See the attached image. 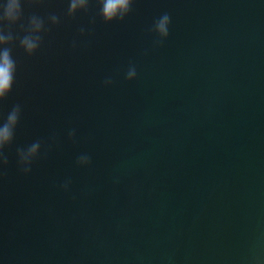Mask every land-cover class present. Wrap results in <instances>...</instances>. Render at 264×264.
I'll use <instances>...</instances> for the list:
<instances>
[{
    "label": "water",
    "instance_id": "obj_1",
    "mask_svg": "<svg viewBox=\"0 0 264 264\" xmlns=\"http://www.w3.org/2000/svg\"><path fill=\"white\" fill-rule=\"evenodd\" d=\"M67 7L26 4L9 29L0 117L21 113L0 152V264H264V2L134 0L112 24L96 0ZM32 15L45 31L29 57Z\"/></svg>",
    "mask_w": 264,
    "mask_h": 264
},
{
    "label": "clouds",
    "instance_id": "obj_2",
    "mask_svg": "<svg viewBox=\"0 0 264 264\" xmlns=\"http://www.w3.org/2000/svg\"><path fill=\"white\" fill-rule=\"evenodd\" d=\"M38 2L39 0H0V102H3L12 92L17 72V64L12 55L14 34L9 29L12 26L22 24L23 6L37 4ZM67 2L68 17H73L77 13L87 10L89 6V0H67ZM133 3L134 0H96L99 16L105 24L123 21L128 16ZM50 19L52 25L59 22L58 17L55 15H52ZM169 28L170 17L167 13H164L154 22L152 31L159 38V41H164L169 36ZM21 30L23 36L18 39L19 48L23 50L26 56L31 57L41 46L45 24L40 17L32 15L27 21L26 28L22 26ZM81 34H83V29H81ZM125 78L127 81L135 80V67H129ZM110 84V79L105 81L106 86ZM20 113L21 108L16 105L8 112L6 117H0V152L12 143ZM72 135L73 133L70 132L69 136ZM39 148V143H33L27 149L18 153L19 159L26 164L36 158ZM89 163L90 159L87 154H81L77 159V165L80 167H87ZM22 170L25 174L30 171L27 167L22 168ZM63 187L67 190L68 183H65Z\"/></svg>",
    "mask_w": 264,
    "mask_h": 264
}]
</instances>
